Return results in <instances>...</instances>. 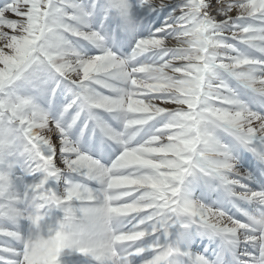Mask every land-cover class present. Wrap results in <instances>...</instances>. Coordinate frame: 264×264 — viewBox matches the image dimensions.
<instances>
[{
    "label": "snow or ice",
    "instance_id": "6c2138e0",
    "mask_svg": "<svg viewBox=\"0 0 264 264\" xmlns=\"http://www.w3.org/2000/svg\"><path fill=\"white\" fill-rule=\"evenodd\" d=\"M0 264H264V0H0Z\"/></svg>",
    "mask_w": 264,
    "mask_h": 264
}]
</instances>
